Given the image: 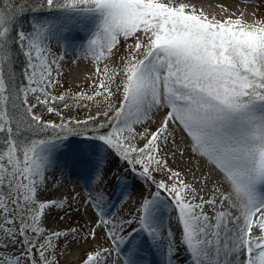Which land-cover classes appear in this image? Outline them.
Returning <instances> with one entry per match:
<instances>
[{
    "label": "snow or ice",
    "instance_id": "1",
    "mask_svg": "<svg viewBox=\"0 0 264 264\" xmlns=\"http://www.w3.org/2000/svg\"><path fill=\"white\" fill-rule=\"evenodd\" d=\"M216 7L221 15L197 0H0V264H60L101 232L80 264H142L145 245L166 248V264L181 251L186 264H264V15ZM26 10L46 16L24 29ZM70 55L92 65L75 92L62 80ZM89 105L94 115L65 117ZM71 137L97 145L74 161L87 195L53 199ZM185 155L206 166L189 167L191 181L169 163ZM106 165L123 166L117 184L126 172L147 186L129 218H113ZM81 208L90 223L47 228L53 210Z\"/></svg>",
    "mask_w": 264,
    "mask_h": 264
},
{
    "label": "rangeland",
    "instance_id": "2",
    "mask_svg": "<svg viewBox=\"0 0 264 264\" xmlns=\"http://www.w3.org/2000/svg\"><path fill=\"white\" fill-rule=\"evenodd\" d=\"M23 2H25V0H23ZM239 4H241L239 2ZM242 5V4H241ZM35 6V5H34ZM243 6H245V9H249L248 6H251V8H256L257 12L259 15H264V4H260L259 0H257V4H253V5H248L247 3H243ZM243 8V9H244ZM206 10V8H205ZM209 13H215L217 15H221V13L213 12V11H209L206 10ZM43 16H46V13L42 14V13H30L29 14V21H32L34 19H39L43 18ZM124 54V50L121 49V52L119 53V55H123ZM67 68V70H69L70 72L72 70H81V72H83L84 77H86L87 73H90L92 70V65L84 60V61H80L77 64H73L70 62V60H66L63 64V68ZM101 69L104 67V64L101 63L100 65ZM92 73V72H91ZM82 75V76H83ZM64 81V85L65 88H71L73 92L80 90L81 88H87V85L89 83H91V81L88 78H83L80 81H72L70 79H63ZM60 90H56V92H54L53 94H58ZM89 94H91V89H88ZM34 102V101H31ZM69 103H72L71 100H69ZM103 103V102H102ZM117 103H118V98H117ZM62 109V105L60 106ZM46 111V110H45ZM97 111V107L96 105H89L87 108H83L81 109L79 112L77 111V109L75 107H73L70 111H66L65 112V117L67 118L68 116H74L80 119L85 118L86 116H88L89 114H95ZM47 114H50L46 111ZM55 116L58 120H55L57 122H59V117H57L54 113L50 114ZM150 127L154 128L155 124H152ZM137 130L140 131L142 130L139 126H137ZM194 160V159H193ZM191 160L188 155H185L184 157H177V159L175 161L169 160L170 166L175 168V169H179L182 170L184 173H187V178L191 179V173L188 172L189 167H191L192 163L196 160ZM197 163V161H196ZM123 171V166H121L120 169H117V172L115 174V177H113V181L115 182L116 180V176L119 175V173ZM127 175L125 176L123 181L122 186L124 187L125 185H127L128 188V193H125V191L123 192V196H127L126 194H132L133 192L135 193H139V198L136 199L135 201H137V205H138V201L140 199L141 194H147V186L143 185L141 181H138L135 179V177L131 176V174L126 173ZM161 176H157V179H160ZM191 181V180H189ZM109 182H112V180H110ZM113 183V182H112ZM115 186V185H114ZM120 186V184H119ZM121 187V188H123ZM89 189V188H88ZM91 190V189H89ZM70 192H80L82 194V196H86L87 195V191L85 190V187H79L77 185H71L69 184L67 181L66 183H64V185L62 187H57L56 184H53L52 189H51V194H50V198L56 199L57 197L61 196L62 194H68ZM106 194L111 198H110V204L113 206L112 207V212H113V218L117 219H124V218H129L132 214H134L135 211L132 212H125L120 208H116L117 206V201H119L120 196L122 194L114 191L113 186L111 185V187L107 190H105ZM112 193V194H111ZM115 193V194H114ZM114 195L116 196V198L113 197ZM128 197V196H127ZM131 197V196H130ZM61 217H64V219H61ZM93 218V213L91 209H87L85 210L84 208L80 209L79 213L76 212H72L71 215L65 216V213L59 209H55L53 210V212L51 213V215L49 216V219L47 220L46 226L48 229L51 230H66L69 227H79L80 225H84L86 222L90 223L91 219ZM167 218H165V223L167 224ZM49 222H53L52 224H49ZM176 223V222H175ZM174 231H176V224L175 226L170 225ZM133 227H135V225H133ZM131 229H129L130 231ZM105 240H104V236H103V232H101L97 238V240L95 242H89L88 244H83L79 247L72 245L70 247V251L69 253L65 254L62 258H61V262L60 264H80V260L83 258L84 253L87 252L90 248H94L99 244H104ZM61 246L63 247L64 244L62 243ZM145 247H148L147 245H145ZM158 254H166V248H161L158 250ZM146 257H148V255H146ZM150 257V255H149ZM179 257L186 258V253H184L183 251H181L179 253ZM174 260H177L179 262V264H186V262H184L185 259L183 260H178V258H174Z\"/></svg>",
    "mask_w": 264,
    "mask_h": 264
},
{
    "label": "bare ground",
    "instance_id": "3",
    "mask_svg": "<svg viewBox=\"0 0 264 264\" xmlns=\"http://www.w3.org/2000/svg\"><path fill=\"white\" fill-rule=\"evenodd\" d=\"M198 3H203L204 4V7L206 8V10H211L213 12H218L220 13L219 11V8L216 7L217 4L219 3H223V4H228V5H233V7H239L241 9H243L245 6H243V4H239L238 1L236 0H197ZM246 8V7H245ZM244 8V9H245ZM248 8L250 9L251 6H248ZM57 51H59V49L57 48L56 49ZM73 58L72 55L69 56L68 60L71 61V59ZM63 72H64V76L62 77L63 79H70L72 81H80L81 79L83 78H89L90 75L92 74L91 72L90 73H87L86 74V77H84L83 75V72H81V70H72L71 72L69 70H67V68H63L62 69ZM83 75V76H82ZM104 103V102H103ZM104 107H107V104L104 103ZM74 138H70L69 141H66L65 143H74ZM78 143H76L77 145L76 146H79V148H81L82 150L80 151H74V152H70V150H73L68 148V147H65L67 148L66 149V153L65 155L62 157V162L66 161L67 162V168L64 170V172H57L56 174V177H55V184L57 187H62L64 185V183H66V181L71 184V185H77V186H81V187H85V181L83 179H80V165L79 164H76L74 163L75 159L77 156H79L81 154V152H88L90 153L91 151H93L97 145L94 141H90V140H84V138H81L80 140L78 139L77 141ZM84 144L85 146H89V147H83L82 144ZM88 149V150H86ZM194 161V160H193ZM106 172H105V188L104 190H107L111 187V185L113 186L114 188V191L119 192L121 194L120 196V199L119 201H117V206L116 208H120L122 209L123 211L125 212H132V211H135V208L137 207V201H135L136 199L139 198V193H135L133 192L131 195L130 194H126L127 196H123V192L125 191V193H128V188L126 187L127 185H125L124 187L122 186L123 184V181H120V186L119 184L116 183V180L115 182L113 181V177H115V174L117 172V168L114 166V165H106ZM198 167H206L202 164H198L196 163V161H194L191 165V168L193 169H196ZM124 170V169H123ZM126 172H125V176H126ZM200 173L197 172L196 173V176L199 177ZM125 176L121 179V180H124L125 179ZM110 180H112V182H109ZM188 180H192V176H191V179H188ZM115 185V187H114ZM87 187L91 190H95L97 185L92 183L91 181H89L87 183ZM123 187V188H121ZM51 194V192H50ZM112 194V193H111ZM115 194V193H114ZM131 196V197H130ZM60 197V196H59ZM58 198V197H57ZM110 198H111V195H110ZM114 198H116V196L114 195L113 197V200ZM117 218V217H116ZM165 218H167V220L169 219L168 216L166 215ZM168 222V221H167ZM53 222H49V224H52ZM175 220L173 219L171 221V225L172 226H175ZM147 252H154L153 249L149 248V247H145ZM140 258V257H139ZM141 259V258H140ZM185 259L184 262H186V258H183ZM181 257H180V261L183 260ZM179 262L177 260H174V264H178Z\"/></svg>",
    "mask_w": 264,
    "mask_h": 264
},
{
    "label": "trees",
    "instance_id": "4",
    "mask_svg": "<svg viewBox=\"0 0 264 264\" xmlns=\"http://www.w3.org/2000/svg\"><path fill=\"white\" fill-rule=\"evenodd\" d=\"M22 2H23V0H22ZM24 3H27L31 6H34V5H36L37 0H25ZM27 12L28 11L26 10L25 13L23 14V16H21L18 20V26L22 27L24 29H29V27H27L28 25H27V22H26L25 17H24V16H26ZM43 112H44L45 119L58 120L55 116L47 114L45 110H43Z\"/></svg>",
    "mask_w": 264,
    "mask_h": 264
}]
</instances>
